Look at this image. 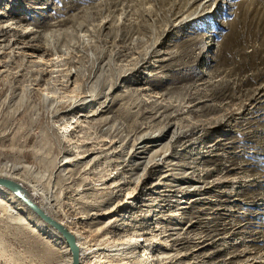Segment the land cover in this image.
<instances>
[{
	"label": "rangeland",
	"instance_id": "1",
	"mask_svg": "<svg viewBox=\"0 0 264 264\" xmlns=\"http://www.w3.org/2000/svg\"><path fill=\"white\" fill-rule=\"evenodd\" d=\"M200 3L0 0V26L17 28L0 41L9 46L0 52V171L15 167L19 179L43 187L55 199L49 210L83 232L85 247L139 239L150 264H264V96L253 100L264 94V0H222L214 19L179 25ZM150 49L159 55L132 71ZM115 82L106 95L112 107L96 118H109L111 131L96 122L72 130L63 107ZM105 99L68 116L88 115ZM136 105L144 111L134 114ZM167 124L183 135L172 147L173 128L163 139L165 164L139 166L112 197L121 181L108 177L130 156L126 138ZM91 147L107 151L84 157ZM155 149L146 158L163 153ZM62 155L81 164L63 175ZM123 201L136 208L117 222L109 213ZM6 208L0 264L63 262L59 245Z\"/></svg>",
	"mask_w": 264,
	"mask_h": 264
},
{
	"label": "bare ground",
	"instance_id": "2",
	"mask_svg": "<svg viewBox=\"0 0 264 264\" xmlns=\"http://www.w3.org/2000/svg\"><path fill=\"white\" fill-rule=\"evenodd\" d=\"M197 2H201V3L198 6H196L193 13L186 15V16L184 14L179 16L181 17V19H179V25L186 24L188 22L198 21L200 19H204V20L214 19L216 15L218 14V12L221 10L222 0H193V3H197ZM212 3L214 4L213 7H215V9L213 10V7H212L209 11H207ZM0 15H2V13H0ZM227 25H228L227 22H223V26L226 27ZM13 29H17V28L14 26L12 22H5L3 25H1L0 26V41L5 39L12 32ZM14 42H16L14 44H18L16 40H14ZM8 47H9L8 45H0V52L2 50H6ZM152 53L154 54V56L159 55L158 52L155 51V49H150L147 52V56L143 58L142 60H140L132 71H137L139 68H142L146 64H148L149 58L151 57ZM160 61H163V60H160ZM4 68H6V65L3 66L2 64H0V69H1L0 76L1 74L3 75L5 73ZM122 78L123 77H120L118 80ZM119 83L120 82L113 83L109 87V90L106 94L103 92H100L98 94L96 92L85 94L84 96L71 100L68 105H65L63 107L64 109L63 113H65L67 118L70 120V124L74 126L72 130L76 131V129L79 127H90L92 126L91 125L92 123L98 121L96 118L106 109H110L112 107L111 99L110 98L108 99L106 95L113 88L117 87ZM259 93H261V91H259L256 94V96L253 97V100H258L264 96V94H259ZM103 94L105 95L106 99L105 101L99 104V107H97V110L91 111V113L88 115H79V116H73V117L68 116L73 111H76V110L83 111L89 104L96 101L99 98V96ZM126 96L128 100L137 101L141 104H147V103L156 104V105L159 104L156 101L151 100V96H149L150 99L139 97L138 94H134V93H129ZM44 99L47 102H49L48 96H45ZM51 104L52 106H54V103H51ZM130 110L134 114L142 113L144 111L140 106H137V105L134 106L133 109H130ZM145 111L147 112V109ZM108 119L109 118H106L104 120H100V122H96L98 126H100L99 130H102L104 132L108 130L111 131V125H109L111 123L107 121ZM136 125H139V124L136 123ZM175 126L176 124H167L159 128L158 130H152V129L148 131L146 130L141 136L135 137L134 139H132L133 136L126 138V140H128L129 142L132 141L133 143L131 146V150L128 152L130 156L126 158L123 163L122 161L121 162L118 161L117 164L119 165V163H122L123 168L122 169L117 168L116 171L113 172L115 173V175L113 176L111 175L113 173H111L109 174V177H108V180L120 178V181H121L120 184H118L116 191H112L111 193L112 197L119 195L122 188L126 184L131 182L133 171H136V169H138L139 166L145 165L144 171H147L149 168L154 169V168H158L165 164V158H167L169 154L168 152L163 151L164 147L166 146L164 143H162L163 139L166 138V136L171 132L173 128L172 138L170 141L171 143L170 147H172L173 142L177 140L178 138H181V136L183 135V133L182 132L180 133V131H178L175 128ZM143 128H148V126H144ZM198 132L199 131H197V133ZM70 135L72 136L73 132L70 131ZM59 136L62 138V135H59ZM100 149H101L100 147H91V149L88 150L89 152L87 151V155H85L84 157H87L92 154L102 155L104 154V152L107 151L106 149H103V151H100ZM153 149H155L154 153L156 155L160 151L161 152L163 151V153H161L160 155H157L154 158H152L151 156L147 157L148 158L147 159L145 155H147ZM79 151H82V150H79ZM68 153H70V149L69 150L67 149L63 152L64 155ZM60 158L61 159L58 162V171L59 173H63V175L64 173L66 174L69 171H72L71 168H70L71 170L70 169L68 170L67 166L73 167V171H74L75 169L78 168V165L81 164V162H76V163L73 162L74 164L73 163L71 164L70 161H65L66 157H64L63 155ZM78 159H81V158H78ZM128 167H129V170H127ZM17 170L19 169H16L15 167L2 170L0 171V177L12 179L14 181L19 182L20 184L22 183L21 185L28 192L30 199L36 205H38L47 215H49L56 221L60 222L74 236L76 244L78 245L80 249V261L83 258L91 259L96 256H100V257L105 258L104 264H150L147 260L144 259L143 255L139 254L138 252L140 249H143V251L145 252L146 247L148 245L146 244V240L129 239L119 244L111 243L112 246H110L111 244H109L108 246H103L102 244H98L96 245L95 248L85 247V245L88 242L86 238L83 236V232L78 228L72 229L66 221L61 220L60 218H58V215L56 213H54L53 211L51 212L49 210V207L55 206L54 197L51 196L48 192H46L43 187L38 186V185L32 186L28 183H25L21 179H19V175L16 172ZM167 170L170 171L171 169L167 168ZM132 197L133 196H130L128 197V199H131ZM124 203L125 202L123 201L121 204L118 205L116 210L114 211L112 210L109 213L110 215L116 216L115 221L117 222L120 221V219L122 220V218H124V214H125L124 212L128 209V207L136 208V206H134L133 203L127 202L126 205H124ZM0 207H8L6 209H8V212H11V213L18 214L20 212V213L25 214V216H27L30 219L29 220L30 223H32L43 235H45L47 238L52 240L53 243L59 245L60 250H61V256L62 258H64L61 264H72L73 262L72 252L66 240L56 231H54L53 229L45 225L28 207H26L25 203H23L20 199L15 197L12 193H10L9 191L1 187H0ZM118 226H119L118 224L115 225L113 229H111L110 231L109 230L104 231L103 234H112L115 228H120V226L119 227Z\"/></svg>",
	"mask_w": 264,
	"mask_h": 264
},
{
	"label": "water",
	"instance_id": "3",
	"mask_svg": "<svg viewBox=\"0 0 264 264\" xmlns=\"http://www.w3.org/2000/svg\"><path fill=\"white\" fill-rule=\"evenodd\" d=\"M0 187L12 193L20 199L45 225L60 234L69 245L72 252V264H81L80 249L76 244L74 236L58 221L47 215L38 205L29 197L28 192L17 181L9 178L0 177Z\"/></svg>",
	"mask_w": 264,
	"mask_h": 264
}]
</instances>
